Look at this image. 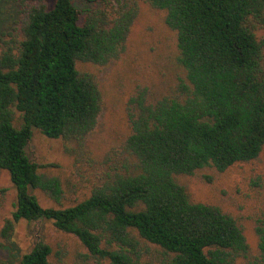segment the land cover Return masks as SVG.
Masks as SVG:
<instances>
[{
  "label": "trees",
  "instance_id": "1",
  "mask_svg": "<svg viewBox=\"0 0 264 264\" xmlns=\"http://www.w3.org/2000/svg\"><path fill=\"white\" fill-rule=\"evenodd\" d=\"M78 1L0 0V171L16 198L0 229L4 248L16 222L43 219L79 239L86 251L78 264H143L141 242L159 247L160 264H264V206L247 218L252 246L239 217L193 200L177 178L264 156V0ZM141 2L164 12L180 74L156 95L138 86L129 96V132L103 157L88 197L44 207L33 189L59 205L64 193L26 152L33 130L83 156L102 95L77 63L120 59ZM13 22L19 37L7 28ZM259 181L250 179L264 188ZM52 254L37 242L18 264H50Z\"/></svg>",
  "mask_w": 264,
  "mask_h": 264
},
{
  "label": "rangeland",
  "instance_id": "2",
  "mask_svg": "<svg viewBox=\"0 0 264 264\" xmlns=\"http://www.w3.org/2000/svg\"><path fill=\"white\" fill-rule=\"evenodd\" d=\"M75 1L82 7L83 3ZM14 22L8 24L7 28H11L12 36L19 37V25ZM9 38L8 35L3 37L4 40ZM176 52L175 36L164 23V12L141 2L139 15L128 38L127 50L120 59L104 66L77 63L78 69L90 72L96 79L102 95V110L96 128L85 141L82 157L69 154L65 146L73 145L63 139L49 138L39 130H33L26 152L38 165L39 171L59 177L64 193L59 205L41 190L33 189L32 193L42 206H69L90 195L103 173V157L109 158L108 152L119 148L129 132L126 111L129 96L138 86H145L151 95H156L174 84L180 74L175 62ZM254 175L261 176L259 182L263 186L264 156L222 173L207 168L194 175L177 178L186 186L193 200L217 204L239 217L248 241L254 246L252 221L247 218L264 206V188L253 186L250 182ZM15 199V188L9 175L1 170L0 229L7 219H11ZM12 241L13 245L6 250L0 236V260L7 259L12 264H18L20 255L28 252L37 242L51 245L53 254L50 264H78V255L86 251L77 237L57 230L52 221L43 219L16 222ZM140 250L143 264H160L158 246L141 242Z\"/></svg>",
  "mask_w": 264,
  "mask_h": 264
}]
</instances>
